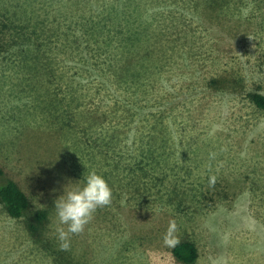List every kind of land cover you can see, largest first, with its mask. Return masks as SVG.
Wrapping results in <instances>:
<instances>
[{"label": "rangeland", "instance_id": "rangeland-1", "mask_svg": "<svg viewBox=\"0 0 264 264\" xmlns=\"http://www.w3.org/2000/svg\"><path fill=\"white\" fill-rule=\"evenodd\" d=\"M252 91L264 0H0V169L30 202H0V264H174L170 221L194 264H264ZM92 171L112 203L63 250L54 201Z\"/></svg>", "mask_w": 264, "mask_h": 264}, {"label": "clouds", "instance_id": "clouds-1", "mask_svg": "<svg viewBox=\"0 0 264 264\" xmlns=\"http://www.w3.org/2000/svg\"><path fill=\"white\" fill-rule=\"evenodd\" d=\"M251 5L245 10V15L250 11ZM214 177L210 184L214 183ZM112 203V190L106 180L95 171L89 172L83 178V186L67 191L54 201L59 224L66 227L58 229V238L61 248L67 250L70 246V235L83 233L86 225L90 223L94 213L99 208H104ZM176 224L169 222L168 229L163 236V242L168 246H175L179 239L175 237Z\"/></svg>", "mask_w": 264, "mask_h": 264}, {"label": "trees", "instance_id": "trees-1", "mask_svg": "<svg viewBox=\"0 0 264 264\" xmlns=\"http://www.w3.org/2000/svg\"><path fill=\"white\" fill-rule=\"evenodd\" d=\"M250 102L259 110L264 111V94L258 91H252L249 94ZM147 169V167H146ZM139 171L144 173L145 169L140 168ZM131 184V183H129ZM125 185L126 191L133 193L128 189L131 185ZM133 184V185H137ZM134 192L135 188L133 187ZM0 202L4 205L6 212L12 218H20L27 216L30 212V202L28 196L19 188V186L12 180L5 177L3 171L0 169ZM44 212H36L31 219L36 223H40L43 219H46ZM32 229L35 230L36 226L32 224ZM171 256L174 264H194L198 258V251L196 246L186 240L179 241L178 244L172 247Z\"/></svg>", "mask_w": 264, "mask_h": 264}]
</instances>
